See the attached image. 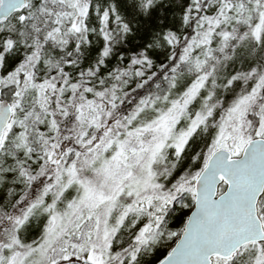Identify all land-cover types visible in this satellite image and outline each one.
Returning <instances> with one entry per match:
<instances>
[{
	"label": "snow or ice",
	"instance_id": "1",
	"mask_svg": "<svg viewBox=\"0 0 264 264\" xmlns=\"http://www.w3.org/2000/svg\"><path fill=\"white\" fill-rule=\"evenodd\" d=\"M0 264H264V0H0Z\"/></svg>",
	"mask_w": 264,
	"mask_h": 264
}]
</instances>
